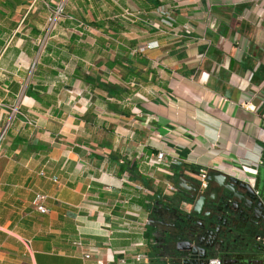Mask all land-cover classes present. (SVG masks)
<instances>
[{
	"label": "crops",
	"instance_id": "obj_1",
	"mask_svg": "<svg viewBox=\"0 0 264 264\" xmlns=\"http://www.w3.org/2000/svg\"><path fill=\"white\" fill-rule=\"evenodd\" d=\"M60 1L0 0V264H160L145 221L169 181L148 190L154 173L143 163L152 150L171 152L155 133L173 127L158 120L189 140H214L205 153L218 164L226 142L229 157L256 159L264 13L251 0H66L33 66ZM158 5L172 11L174 33L143 22ZM149 41L158 46L143 49ZM17 100L35 127L10 117Z\"/></svg>",
	"mask_w": 264,
	"mask_h": 264
},
{
	"label": "flooded vegetation",
	"instance_id": "obj_2",
	"mask_svg": "<svg viewBox=\"0 0 264 264\" xmlns=\"http://www.w3.org/2000/svg\"><path fill=\"white\" fill-rule=\"evenodd\" d=\"M256 145V159L247 162L254 165L235 157L226 172L208 167L200 187L196 165L185 162L187 149L165 144L181 164H175L172 190L147 210V249L160 264H207L210 258L264 264V142Z\"/></svg>",
	"mask_w": 264,
	"mask_h": 264
},
{
	"label": "built area",
	"instance_id": "obj_3",
	"mask_svg": "<svg viewBox=\"0 0 264 264\" xmlns=\"http://www.w3.org/2000/svg\"><path fill=\"white\" fill-rule=\"evenodd\" d=\"M66 0H61L56 4V7L48 14L45 20L43 32L44 35L42 39L38 42V50L35 55V59L33 61V66L35 62L38 60L42 49L45 44V39L47 35L52 32L55 27L56 23L60 17V15L63 13L64 5ZM254 4V6L259 9L260 11H264V0H251ZM125 15H132L129 11H124ZM152 16H146L143 18V22L151 29L156 30L157 32H160L163 35H168L169 32L174 33L175 32V18L170 10V8L164 6V5H158L156 6L152 11ZM182 29H185V31H190V26L185 25L182 27ZM158 44L156 41H149L142 46L143 49L150 50L155 47H157ZM142 48L133 47L129 49V52L132 55H139ZM20 100L15 101V103L9 107L10 109V117L15 118L16 115L28 126L35 127L36 121L32 116L30 117L26 112L22 111L20 109ZM244 108L252 110L253 107L251 105H248L247 103L241 104ZM8 128V123H6L2 129L0 130V141L3 140L4 135L6 134V130ZM177 160L175 154L165 151V150H152L150 153L145 154L143 158V163L146 165V167L152 171V173H164L166 175H172L174 172L171 169V165L175 163ZM206 168L207 167H199L197 169V176L199 178V184L200 187H204L206 185ZM55 182L56 180L53 179ZM164 183V192H170L172 190V184L165 181ZM45 196L43 195H36L35 197V203L36 208L40 213H45L47 211L46 207L43 205ZM78 245H80V242H77ZM92 253L87 252L83 253V258L88 259L90 258V255ZM145 256L142 254H134L131 259L134 261H139L140 259H144ZM95 264H108L106 261L101 259H96ZM117 264H127L126 258L120 257L117 260ZM207 264H221L220 260L217 258H210L207 261Z\"/></svg>",
	"mask_w": 264,
	"mask_h": 264
},
{
	"label": "water",
	"instance_id": "obj_4",
	"mask_svg": "<svg viewBox=\"0 0 264 264\" xmlns=\"http://www.w3.org/2000/svg\"><path fill=\"white\" fill-rule=\"evenodd\" d=\"M212 101L217 107H221V108L224 107L225 102H226V100L224 98L219 97L217 95L212 96ZM158 123L162 127L166 126V124H169L170 126L173 127V129H166V131H168L167 133H165L164 130H157L155 135L157 137H159L160 140L164 144H167V143L171 144L174 146V148H178V149L179 148L180 149L186 148L188 151V155L185 159L186 163L202 165V166L213 168V169H216V170H219L222 172L227 171L224 169V167L229 165V163H230L229 161L231 159V157H229V155H228L230 153V150H229L230 143L229 142H226L225 144L220 146L221 150H219L217 152V154H220V156H221L218 159V162L220 161V163L218 164L217 162L212 161L213 157H211L205 153V151L209 147H212L215 145L214 140H211L210 142L204 141L201 139L200 136H197V135H193V140H189L186 137H184V134L176 132L178 124L175 123L174 121L166 123V122H161L159 119ZM218 140H219V138L217 139V141ZM201 145L204 146V149H203L204 151L201 148H199V146H201ZM202 151H203V153H202ZM171 152L174 153V150H172ZM241 160H243L242 162L246 165H254L252 163H246L244 161V159H241ZM175 164L180 165L181 163L175 162Z\"/></svg>",
	"mask_w": 264,
	"mask_h": 264
},
{
	"label": "rangeland",
	"instance_id": "obj_5",
	"mask_svg": "<svg viewBox=\"0 0 264 264\" xmlns=\"http://www.w3.org/2000/svg\"><path fill=\"white\" fill-rule=\"evenodd\" d=\"M262 13H264V11H261ZM5 136V135H4ZM3 141V140H2ZM196 168L198 169V167L196 166ZM171 169L173 170V172H174V170H175V163H173L172 165H171ZM164 175H166V174H164V173H161V174H157V173H154V175L153 176H150V178L148 177V180H147V188H148V190H150L151 189V187H152V185L154 184V183H156V182H158L159 181V183H160V181H161V179L164 177ZM169 182H170V184H172L173 183V181H174V179H175V177H174V174H172V175H167V178H166ZM150 197H151V199H153V198H155V196H153V194L152 195H150Z\"/></svg>",
	"mask_w": 264,
	"mask_h": 264
},
{
	"label": "trees",
	"instance_id": "obj_6",
	"mask_svg": "<svg viewBox=\"0 0 264 264\" xmlns=\"http://www.w3.org/2000/svg\"><path fill=\"white\" fill-rule=\"evenodd\" d=\"M29 94H30V96H32V98L37 99L36 96H35L34 94H33V95H32L31 93H29Z\"/></svg>",
	"mask_w": 264,
	"mask_h": 264
}]
</instances>
